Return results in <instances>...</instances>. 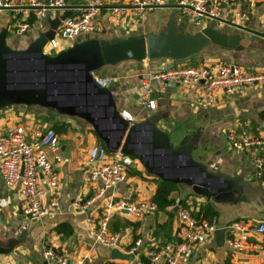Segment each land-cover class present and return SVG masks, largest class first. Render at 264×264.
<instances>
[{
    "label": "crops",
    "instance_id": "0c3cea01",
    "mask_svg": "<svg viewBox=\"0 0 264 264\" xmlns=\"http://www.w3.org/2000/svg\"><path fill=\"white\" fill-rule=\"evenodd\" d=\"M88 1L66 0V8L49 9L41 19H36L31 12L27 19L30 26L24 32L13 27V11L3 10L0 13V28H7V45L12 49H25L49 28L50 18L58 16L64 10L78 13L80 6ZM125 1L105 0L97 15L101 25L99 33H81L73 40L58 39L57 47H52L47 42L45 52L56 54L76 41L91 37L110 38L119 34L133 35L151 30L159 32L165 29L167 20L173 14L178 30L183 33H195L201 27L213 26L225 34L243 35L238 46L233 49L215 45L207 47L193 60L196 65L235 63L247 71L264 70V38L260 30V21L264 17V0H255L253 6H247V15L241 24L232 23L230 19L233 12L225 8L220 19L207 20L198 27L189 22L179 10L177 0H165L163 5L148 12L144 18L127 19L122 27H118L110 17L109 7L125 4ZM28 2L29 0H12V5L26 6ZM49 12L50 17L47 16ZM166 63L186 64L183 60L167 58L141 62L122 61L103 66L96 73L99 77H113L114 80L108 87L119 112L123 109L130 111L134 117L133 122L143 121L151 115L159 116L157 125L169 133L174 146L184 136L190 135L194 158L201 161L209 171L248 181L258 193L255 204L243 194L242 187L203 196L195 193L185 183H175L177 188L170 194L175 198V204L165 209L157 208L141 218H135L126 211H106L105 204L108 200L152 201L158 177L148 173L139 161L129 170L126 179L109 190L106 196L98 199L86 210H79L73 202L85 200L92 194L88 178L91 168L89 151L94 145H101L93 124L84 117L60 112L53 106L39 103L10 104L0 108V131L22 125L28 139L33 140L34 133L43 132L46 127L56 130L60 140L61 159L53 162L60 175L61 196L54 215L37 220L29 219L23 212L19 187L5 185L0 175V246L9 249L0 252V264H45L42 255V246L45 243L64 252L69 257V264H148L146 251L149 248L181 239L178 218L181 206H185L193 215L200 207H209L214 212L212 218H215L218 228H226L232 221L242 218L264 223V170L254 163L257 151L254 148L236 151L227 140L229 132L264 134V94L257 85H250L232 94L219 93L215 105L199 108L194 104L199 86L174 84L154 94L156 103L155 108L151 109L141 102V79ZM46 198L44 196L45 200ZM180 202H184V205ZM107 213L108 230L119 234L116 248L123 253L133 254V259H113L110 255L112 248L95 241L87 217L93 216L99 222ZM198 218L208 219L203 217V213ZM22 224H26V228L19 231ZM59 224H65V233L57 231ZM227 235L225 231L224 242L218 246L214 232L212 239L195 248L189 264L264 262V247L261 245L264 242V233L251 236L252 247L241 251L227 245ZM136 240L140 241V245L131 253L130 248Z\"/></svg>",
    "mask_w": 264,
    "mask_h": 264
},
{
    "label": "built area",
    "instance_id": "2783aa9c",
    "mask_svg": "<svg viewBox=\"0 0 264 264\" xmlns=\"http://www.w3.org/2000/svg\"><path fill=\"white\" fill-rule=\"evenodd\" d=\"M255 0H177V7L189 22L202 26L207 20H217L222 17L225 8L231 9L232 23L244 22L247 6H253ZM165 0H126L125 4H114L109 7V14L115 25L122 27L127 19L138 20L163 5ZM105 0H89L81 5L76 15L65 19L55 30L54 38L48 41L52 47H57L58 39H75L81 33H99L101 25L97 15L101 12ZM67 7L66 0H29L26 6L12 5V0H0V13L3 10L13 11L12 24L19 32L26 31L30 24L28 18L33 12L36 19L45 16L49 9ZM260 30L264 38V17L260 21ZM97 70H92L98 86H108L114 80L111 76L99 77ZM180 84L186 87L199 86L194 104L199 108H209L215 105L219 93L232 94L250 85H257L264 94V70L247 71L235 63L219 65H186L162 64L159 68L147 73L141 79L140 99L142 104L155 108L154 94L165 90L171 85ZM120 115L133 122L132 113L126 109ZM229 145L236 151L254 148L257 154L255 165L264 170V134L249 135L229 132ZM59 136L52 127H46L43 132H35L34 139H28L25 128L17 125L7 131H0V175L7 186H18L23 201V212L32 220L47 215H54L58 210L61 196V181L59 171L54 161L61 159L59 153ZM51 156V158H50ZM91 168L89 181L92 194L85 200L74 201L79 210H86L98 199L106 196L118 183L124 181L128 172L135 166L138 159L122 153L120 150L108 151L102 145H94L89 151ZM44 196H47L46 200ZM107 210L126 211L135 218L157 210L154 202L148 200H108ZM178 218L181 239L154 246L146 251L148 264H189L197 246L212 239L218 228L215 218L210 220L195 217L189 209L179 207ZM108 213L97 222L93 216L87 217V223L94 233L95 241L115 248L118 245L119 234L110 232L107 228ZM26 228L22 224L19 231ZM227 245L234 250H246L252 247L250 237L264 233V223L248 219L232 221L226 228ZM140 241L136 240L130 248L134 253ZM264 247V242L261 244ZM45 264H69V257L54 247L42 246ZM264 264V262L262 263Z\"/></svg>",
    "mask_w": 264,
    "mask_h": 264
},
{
    "label": "water",
    "instance_id": "95a60500",
    "mask_svg": "<svg viewBox=\"0 0 264 264\" xmlns=\"http://www.w3.org/2000/svg\"><path fill=\"white\" fill-rule=\"evenodd\" d=\"M76 14L77 11L64 10L50 18L49 28L25 49L10 48L6 43L7 28H0V108L15 103H39L84 117L93 124L103 147L135 157L148 173L164 181L185 183L203 196L242 187L243 194L255 204L258 193L248 181L209 171L194 158L190 135L174 146L169 133L157 125L159 116L151 115L139 122L123 118L109 87L98 86L91 74L92 70L122 61L182 60L200 54L211 45L233 49L243 35L225 34L213 26L201 27L195 33H183L171 14L165 29L159 32L91 37L76 41L56 54L45 52L57 27ZM224 233L223 227L215 231L218 246L224 242ZM8 250L0 246V252ZM110 255L113 259L134 257L116 247L110 250Z\"/></svg>",
    "mask_w": 264,
    "mask_h": 264
},
{
    "label": "trees",
    "instance_id": "16d2710c",
    "mask_svg": "<svg viewBox=\"0 0 264 264\" xmlns=\"http://www.w3.org/2000/svg\"><path fill=\"white\" fill-rule=\"evenodd\" d=\"M96 38H100V37H96ZM198 55L192 56L190 58L182 59V60L186 62V65H196V63H194L193 60L196 59ZM130 62H136V61H130ZM156 183H157V187H156L155 193L153 194V197L151 200L152 202L156 204L157 208L162 210V209H165L167 206L175 204V198L171 197L170 194L174 190H176L177 184L164 181L160 178L156 179ZM183 203L184 202H180L181 205H184ZM201 213H203V217L208 218V219H211L214 215V212L209 207H204V206L200 207L198 212L194 213V215L198 217ZM64 225L65 224H59L56 227L57 231L65 233L63 231Z\"/></svg>",
    "mask_w": 264,
    "mask_h": 264
},
{
    "label": "rangeland",
    "instance_id": "374dc122",
    "mask_svg": "<svg viewBox=\"0 0 264 264\" xmlns=\"http://www.w3.org/2000/svg\"><path fill=\"white\" fill-rule=\"evenodd\" d=\"M8 33H9V35H10V33H11L10 28H9V30H8ZM18 33H19V32H18ZM18 33H17V34H18Z\"/></svg>",
    "mask_w": 264,
    "mask_h": 264
}]
</instances>
